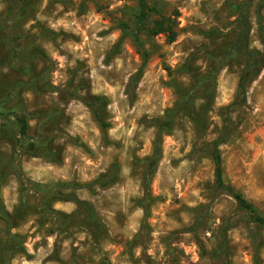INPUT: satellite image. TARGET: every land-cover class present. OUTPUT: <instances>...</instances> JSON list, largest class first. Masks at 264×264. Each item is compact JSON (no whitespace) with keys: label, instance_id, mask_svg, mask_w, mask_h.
<instances>
[{"label":"rangeland","instance_id":"1","mask_svg":"<svg viewBox=\"0 0 264 264\" xmlns=\"http://www.w3.org/2000/svg\"><path fill=\"white\" fill-rule=\"evenodd\" d=\"M138 1L0 0V264H264V226L216 190L210 157L225 138L224 179L264 216V69L242 103L232 48L250 0H148L178 35L139 45L122 28ZM247 15L263 54L264 0Z\"/></svg>","mask_w":264,"mask_h":264},{"label":"trees","instance_id":"2","mask_svg":"<svg viewBox=\"0 0 264 264\" xmlns=\"http://www.w3.org/2000/svg\"><path fill=\"white\" fill-rule=\"evenodd\" d=\"M254 0H250V5ZM241 2L240 4H236L233 6V11L239 15V22H240V31L238 33V40L232 46L233 51L237 53H242L247 55V60L245 62V66L240 74L239 86L238 91L241 97L242 103H245L246 96H247V88L248 86L254 82L262 70L264 69V52H252L249 49V43L251 38L252 32V25L250 22L249 15H247L248 7H244L245 3ZM243 5V6H242ZM179 16V13L176 12L175 16H167V15H160L157 8L149 4L148 0H139L138 7L134 14H132L130 18V23H123L122 28L124 31H131L132 29V36L134 37L136 43L141 44V40L139 35L145 34L148 39L155 38L161 34L166 35L168 43H174L177 37V20L176 18ZM146 56L148 54L145 53ZM7 111V110H6ZM96 111H94V114ZM14 115L10 113V116ZM6 116V115H0ZM170 113L166 116V118L162 121H157V135L156 140L154 143V156L150 159V164H148V169L145 172L144 176V185L148 184L150 181V177L153 173V165L155 162L158 161L160 151H161V144H162V137L163 135H167L172 129V119L170 117ZM97 122L99 123L103 133L107 131V124L104 120L100 117L96 118ZM15 123L18 126V134L20 138H27L30 132V125L28 122V118L25 115L16 116ZM224 134H226V130H224ZM225 138H219L214 140L210 143V157L212 159L214 165V176H215V187L216 190L221 192H226L229 196H231L235 202L237 203L240 211L246 213L254 224L259 226H264V216L260 214L258 209L248 200L246 199L241 193L236 191L232 186L228 185L224 179V167H223V158L221 154L220 147L222 144L225 143ZM153 163V164H152ZM106 186V185H104ZM3 208L1 206V199H0V213H2ZM87 211L89 212V217L98 222V217L94 213L93 209L87 206ZM10 215H7L9 217ZM15 219L14 217L10 216V230L12 231L15 227ZM226 229L222 231L224 237V243H227L226 237ZM18 237L13 235L10 237V242L17 241ZM23 242V241H22ZM20 242L21 246L23 243ZM24 253L19 251H12L11 253Z\"/></svg>","mask_w":264,"mask_h":264}]
</instances>
